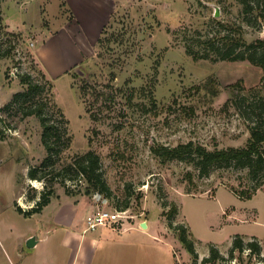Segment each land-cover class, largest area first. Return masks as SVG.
I'll list each match as a JSON object with an SVG mask.
<instances>
[{"label": "rangeland", "instance_id": "374dc122", "mask_svg": "<svg viewBox=\"0 0 264 264\" xmlns=\"http://www.w3.org/2000/svg\"><path fill=\"white\" fill-rule=\"evenodd\" d=\"M263 7L247 14L241 0H120L96 44L84 46L83 37L70 31L68 37H58V55L70 65L74 62L59 75L53 71L50 49L55 41L50 37L65 22L72 23L69 10L61 0H0V264L18 246L24 250L21 264H36L33 259L49 254L57 242L42 238L73 209V199H83L74 209L84 220L86 201L108 210L128 204L127 220L113 232L116 242L123 239L121 251L127 253V260L118 264H164L157 262L159 253L170 259L168 249L145 246L144 235L151 229L172 247L177 264H203L211 247L222 259L207 264H264V181L251 199L240 200L232 189L248 191L256 185L246 170L215 168L209 177H199L189 162L165 160L151 150L190 141L209 151L246 145L251 123L242 114L247 109L241 97L253 89L252 96L264 95L258 90L262 69L248 61H195L186 44L199 33H217L216 20L233 34L241 27L246 43L264 39ZM25 75L54 83L55 102L72 137L55 166L37 180L28 174L46 157L40 122L35 116L21 120L23 104L3 112L24 89ZM90 150L100 157L110 194L85 195L83 179L55 175ZM49 189L54 195L42 212L24 216L16 210L34 207ZM173 205L177 211L170 214ZM144 222L150 225L148 231L118 233ZM182 228L194 242L196 259L179 241ZM30 234L37 235L38 246L24 243ZM238 235L245 244L259 243L261 254L245 249L232 257Z\"/></svg>", "mask_w": 264, "mask_h": 264}, {"label": "trees", "instance_id": "16d2710c", "mask_svg": "<svg viewBox=\"0 0 264 264\" xmlns=\"http://www.w3.org/2000/svg\"><path fill=\"white\" fill-rule=\"evenodd\" d=\"M241 3L248 14L257 11L261 4L264 5V0H241ZM215 25L218 26L219 31L214 35L202 37L199 33L197 39H190L189 37L186 44V53L195 61H248L260 67L263 77L258 90L264 93V39L246 43L240 32L241 27H239L238 33L234 32L233 34L227 25L218 20L215 21ZM21 84L24 89L13 95L11 101L3 107V112H7L18 104H23L21 120L29 116L38 118L42 128L41 141L46 151V157L41 166L32 168L28 175L33 180L43 179L44 177L40 175L45 173L47 167H54L57 158L71 145L72 137L68 131L69 122L55 102V86L51 80L46 79L45 82L39 83L33 81L30 76L25 75L21 78ZM237 86L240 89L242 88L241 84ZM205 87L216 94V91L211 87ZM256 90L253 89L250 94L241 97L247 110L243 109L244 105L238 107L239 110L243 109V116L251 123L249 126L251 136L244 147L209 151L205 147L190 141L172 148L163 145L154 146L151 149L152 152L165 160L189 162L198 170L199 177H209L215 168L246 170L248 179L256 182V185L248 191L239 192L235 189H232V191L240 200L251 199L257 189L260 188L262 181H264V127L262 125L264 123V95L252 96V93ZM45 91L48 93L47 95H43ZM0 136L3 138L2 132H0ZM55 175L69 176V180L83 179L87 185L85 195H91L95 192L110 194L101 171L100 157L92 150L76 156L71 163L64 166ZM67 194L70 195L71 193L67 192ZM53 195L51 189L44 191L34 207L25 211L16 206V210L24 216L40 213L50 204ZM127 208L128 204H125L117 207L116 210L123 211ZM176 211L177 207L173 205L170 214L176 213ZM170 216L172 215H169V219H171ZM178 238L187 252L196 259L194 242L189 238L184 228L181 229ZM245 249L256 255L261 254L259 243L249 242L245 244L243 237L238 235L233 239L230 255L232 256L234 251L243 252ZM219 259H222L220 253L216 248L211 247L210 257L202 261L203 264H207ZM262 261L264 262V256Z\"/></svg>", "mask_w": 264, "mask_h": 264}, {"label": "crops", "instance_id": "0c3cea01", "mask_svg": "<svg viewBox=\"0 0 264 264\" xmlns=\"http://www.w3.org/2000/svg\"><path fill=\"white\" fill-rule=\"evenodd\" d=\"M119 1L120 0H61L63 7H66L70 12V22L72 23L69 25V23L65 22L60 26L59 33L50 37L51 40L55 41V46H52L50 49L52 52V62L55 67L51 66L56 68V70L53 71H59V75H63L74 66V62L70 65V63L58 55L59 49L62 48V38L59 41H56L58 40V37L63 36V34H66L65 36L68 37L67 32L70 31L71 35L83 37L84 46L87 44H96L105 25L116 11L117 3ZM71 39V36H69V40ZM59 42L60 44L57 47ZM72 45L75 46L77 44L73 42ZM38 50L40 51V49ZM42 53H40V55H42ZM83 55L84 53H80V58ZM77 61L80 62L82 59ZM81 200L83 199H73L72 206L74 207L70 212L66 211L65 219L55 223V226H52L50 230H47L46 236L42 238L43 242L56 240L57 245L54 249L50 250L49 254L44 255L43 253L42 255L44 256L41 258L36 257L33 259L36 264L37 262L38 264H118V261L124 262L127 260V253L121 251L124 248V241L123 239H120V241L117 242L115 241V233H113L115 231L114 229L104 227L109 229L99 231V235H87L89 231H86V219L84 220L83 217H78L77 211L74 209ZM86 206L87 216L95 208H93L94 206L90 202L87 203V201ZM141 224L142 223H138V226L131 225L129 228L124 227L123 231L117 232L122 235L123 233L129 234L131 232H137L139 229L142 231H148L150 229L149 224H147L146 229H142L140 227ZM151 232L152 233H145L144 235L146 237L145 246L150 245L156 249L161 248V250L168 249L171 251L170 259L159 253L160 259H157V262L159 261L164 264H177L172 247L167 245L164 238L157 236L154 229H151ZM32 233H36V230L33 229ZM31 235L32 234L23 240L24 243L32 237L35 238V240H38L37 235ZM49 235H51V237ZM39 243L40 241L38 240L36 245L38 246ZM70 250H72L71 254H69ZM23 256L24 250L22 246H18L16 249L13 248L11 254L7 253L6 262L4 264H21ZM157 256L158 255H156V258ZM144 264L149 263L147 262Z\"/></svg>", "mask_w": 264, "mask_h": 264}, {"label": "built area", "instance_id": "2783aa9c", "mask_svg": "<svg viewBox=\"0 0 264 264\" xmlns=\"http://www.w3.org/2000/svg\"><path fill=\"white\" fill-rule=\"evenodd\" d=\"M100 200L101 198L97 199V202ZM127 212V210L117 211L116 209H104L97 203L95 209L86 216V231H95L100 227H109L117 230V227H121L123 224L122 219L127 220Z\"/></svg>", "mask_w": 264, "mask_h": 264}, {"label": "water", "instance_id": "95a60500", "mask_svg": "<svg viewBox=\"0 0 264 264\" xmlns=\"http://www.w3.org/2000/svg\"><path fill=\"white\" fill-rule=\"evenodd\" d=\"M215 16H218V15H217V12H216ZM141 228H142V229H146V228H147V224H146L145 222L142 223V224H141ZM35 245H36V240H35V238L32 237V238L28 239V241H27V246H28L29 248H33Z\"/></svg>", "mask_w": 264, "mask_h": 264}]
</instances>
